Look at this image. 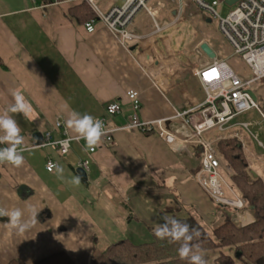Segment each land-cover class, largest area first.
I'll return each instance as SVG.
<instances>
[{
    "label": "crops",
    "instance_id": "1",
    "mask_svg": "<svg viewBox=\"0 0 264 264\" xmlns=\"http://www.w3.org/2000/svg\"><path fill=\"white\" fill-rule=\"evenodd\" d=\"M108 2L102 1L104 9ZM150 2H162L160 18L168 26L152 33V22L142 13L135 19V31L142 37L125 45L101 22L92 32L85 22H77L69 12L80 3L77 0H0V63L5 65L0 64V114L14 103L13 93L23 95L30 105L25 114H11L27 150L19 167L0 163V207L21 208L25 219L30 207L41 209L37 222L24 232L13 228L8 217H0V264L14 258L30 264L58 251L88 263L120 240L149 241L150 229L161 224L160 212L166 210L212 225L226 216L240 225L253 221L247 210L216 205L195 181L198 146L176 152L155 132L129 129L89 151L66 124L76 111L105 116L108 127H118L132 112L126 92L134 90L139 118L164 119L163 127L173 129L180 123L173 116L202 100L191 73L212 58L194 46L206 42L228 64L236 56L231 47L223 51L207 34L210 19L200 12L183 11L178 17L177 10L172 16L164 1ZM114 100L120 101L121 111L107 115L106 106ZM56 121L61 122L58 128ZM234 128L206 135L215 138ZM46 131L53 140L79 138L60 155L55 145H40ZM244 142L241 149L248 165L264 183V155ZM47 159L63 166V180L55 170H46ZM84 159L89 162L82 177L76 169ZM73 175L80 176L79 186L69 182ZM222 251L232 253L228 247ZM207 264H213L212 258Z\"/></svg>",
    "mask_w": 264,
    "mask_h": 264
},
{
    "label": "built area",
    "instance_id": "2",
    "mask_svg": "<svg viewBox=\"0 0 264 264\" xmlns=\"http://www.w3.org/2000/svg\"><path fill=\"white\" fill-rule=\"evenodd\" d=\"M88 5L93 12V17L84 23L88 32L94 30L96 22H101L115 35L122 44H127L142 34L135 31V19L147 11L153 18L151 32L164 31L168 23L160 18L159 8L156 13L151 11L150 0H122V4L108 2L104 9L103 0H77ZM198 9L210 13L217 19L221 34L229 43L234 55H238L249 68L250 76L238 74L223 58H212L210 61L200 63L191 73L195 77L197 86L201 90L202 100L198 104L182 112H177L173 118L180 123L167 129L163 127L164 119L144 121L139 118L140 102L138 95L133 99L130 90L126 96L130 101L132 112L124 124L118 127H108L105 116L97 119L103 121L104 136L102 143L111 142L117 131L135 129L143 133L155 132L174 151L181 152L194 144L200 149V167L194 174L195 181L206 192L216 205L227 206L234 211L242 212L244 199L228 183L220 171V161L216 153L215 142L228 137L237 138L241 148L245 142L237 131L215 138L206 135L208 132H225L232 127L247 129V123L237 121L238 115L251 109L258 110L256 99H253L249 90L257 80L264 78V0H187ZM178 17L186 7V0H176ZM232 6L226 16H221L216 6ZM199 42L194 49H199ZM121 111V103L114 100L107 104L106 114L114 115ZM55 128L61 126L60 121L54 123ZM79 137H64L53 140L50 131L44 133V142L40 145L53 144L60 155L68 152L72 141ZM261 146V143H259ZM8 147L7 143H0V148ZM95 149V148H94ZM94 149H89L93 151ZM88 159L78 163V168L85 169ZM58 164L55 160L47 159L45 168L50 170L51 165ZM237 224L240 225L237 221Z\"/></svg>",
    "mask_w": 264,
    "mask_h": 264
},
{
    "label": "trees",
    "instance_id": "3",
    "mask_svg": "<svg viewBox=\"0 0 264 264\" xmlns=\"http://www.w3.org/2000/svg\"><path fill=\"white\" fill-rule=\"evenodd\" d=\"M162 1L167 4L170 15H175L176 0ZM69 12L81 24L93 17L91 9L82 2L70 7ZM215 147L222 175L244 199L243 210L251 213L253 221L239 225L226 216L208 230L194 216H177L166 210L160 212L161 224L165 218H175L198 229L201 235L194 237L192 245H199L206 261L212 258L213 264H264V183L260 177L253 175L237 138L219 139ZM196 153L200 151L196 150ZM154 230L150 229L149 241L135 243L128 239L120 240L110 244L88 263L76 262L64 251H58L30 264H191L190 258L182 259L179 255L182 241L159 239ZM224 247L231 248L232 253L222 251ZM6 264L27 263L14 258Z\"/></svg>",
    "mask_w": 264,
    "mask_h": 264
},
{
    "label": "clouds",
    "instance_id": "4",
    "mask_svg": "<svg viewBox=\"0 0 264 264\" xmlns=\"http://www.w3.org/2000/svg\"><path fill=\"white\" fill-rule=\"evenodd\" d=\"M138 93L130 90V96L134 99ZM14 103L0 114V143H7L8 147L0 148V163H8L19 167L24 163L22 153L27 150L24 147V136L21 135V128L17 120L11 114H25L30 105L26 102L23 95L13 93ZM69 128L73 129L80 138L84 139L86 150L94 149L102 142L104 136L103 121L85 113L81 115L72 111L66 121ZM55 169L58 179H64V168L62 165H51L50 170ZM73 186L81 184L79 175H73L69 181ZM41 209L30 207L28 217L25 219V212L21 208L7 209L0 207V217H8L9 224L20 232L29 230L37 222V215ZM154 235L159 239H168L170 242H181L178 249L182 259L190 258L191 264H207L204 254L199 245L193 247L194 237H199L201 233L198 229L192 228L187 223H182L175 218H165L164 223L156 224Z\"/></svg>",
    "mask_w": 264,
    "mask_h": 264
},
{
    "label": "rangeland",
    "instance_id": "5",
    "mask_svg": "<svg viewBox=\"0 0 264 264\" xmlns=\"http://www.w3.org/2000/svg\"><path fill=\"white\" fill-rule=\"evenodd\" d=\"M115 2V4H122V0H107V2ZM232 6L222 5L216 6L215 10L221 15L226 16L228 11L231 10ZM186 11L191 12H200L205 19H210V23L207 25L206 32L209 34L211 38H213L214 42L219 46L223 51L224 47L228 48L229 43L221 34L218 28L217 19L214 18L210 13H207L204 10L198 9L193 4L189 3L186 0ZM229 64L232 68L238 72L240 75H244V77H249V68L243 63V60L240 56L236 55L234 58H231ZM251 91L254 93L256 97V102L258 105V110L251 109L243 114L237 116V121H244L247 123V129H241L240 127H235L234 131H240L241 136L247 143V146L254 151H256L260 155H264V78L257 80L251 85ZM261 143V146L259 145ZM226 177V176H225ZM228 211H232L230 207H225ZM200 221V219H199ZM208 230L211 229L212 224L203 223L200 221ZM208 263V261H207Z\"/></svg>",
    "mask_w": 264,
    "mask_h": 264
},
{
    "label": "water",
    "instance_id": "6",
    "mask_svg": "<svg viewBox=\"0 0 264 264\" xmlns=\"http://www.w3.org/2000/svg\"><path fill=\"white\" fill-rule=\"evenodd\" d=\"M228 2H231V0H228ZM199 48L209 58H215L216 57L214 51L211 49V47L206 42H201L200 45H199ZM249 93L251 94V96L253 97V99H256L254 93L251 90H249ZM36 136H37V138H39V141L38 142H42V137H41L40 133H37ZM76 171L82 177H85L86 176V172H85V170L83 168H77ZM253 175H254V173H253Z\"/></svg>",
    "mask_w": 264,
    "mask_h": 264
},
{
    "label": "bare ground",
    "instance_id": "7",
    "mask_svg": "<svg viewBox=\"0 0 264 264\" xmlns=\"http://www.w3.org/2000/svg\"><path fill=\"white\" fill-rule=\"evenodd\" d=\"M177 3V2H176ZM162 2H156L154 3L152 6H151V11L155 12L162 6ZM144 15H146L147 17L150 18L151 22H152V26L154 25L153 23V18L152 16L150 15V13L147 11L146 13H144ZM222 206V205H221Z\"/></svg>",
    "mask_w": 264,
    "mask_h": 264
}]
</instances>
